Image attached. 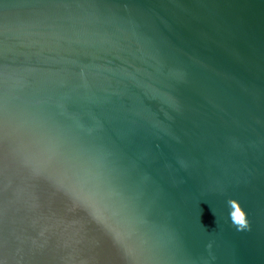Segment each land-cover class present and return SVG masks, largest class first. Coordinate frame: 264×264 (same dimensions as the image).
I'll use <instances>...</instances> for the list:
<instances>
[{"label": "water", "instance_id": "1", "mask_svg": "<svg viewBox=\"0 0 264 264\" xmlns=\"http://www.w3.org/2000/svg\"><path fill=\"white\" fill-rule=\"evenodd\" d=\"M0 264H264V0H0Z\"/></svg>", "mask_w": 264, "mask_h": 264}, {"label": "clouds", "instance_id": "2", "mask_svg": "<svg viewBox=\"0 0 264 264\" xmlns=\"http://www.w3.org/2000/svg\"><path fill=\"white\" fill-rule=\"evenodd\" d=\"M236 220H237L238 222H240L241 224H243V220H242L240 214H237V216H236Z\"/></svg>", "mask_w": 264, "mask_h": 264}]
</instances>
